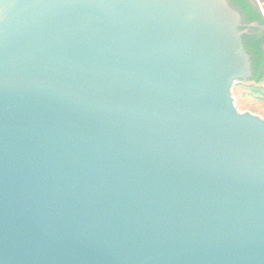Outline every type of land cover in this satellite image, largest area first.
<instances>
[{
  "label": "water",
  "instance_id": "1",
  "mask_svg": "<svg viewBox=\"0 0 264 264\" xmlns=\"http://www.w3.org/2000/svg\"><path fill=\"white\" fill-rule=\"evenodd\" d=\"M242 24L228 0H0V264H264Z\"/></svg>",
  "mask_w": 264,
  "mask_h": 264
},
{
  "label": "trees",
  "instance_id": "2",
  "mask_svg": "<svg viewBox=\"0 0 264 264\" xmlns=\"http://www.w3.org/2000/svg\"><path fill=\"white\" fill-rule=\"evenodd\" d=\"M242 16V22H259L264 24V18L253 0H228ZM242 29V27H241ZM244 48L250 56L253 77L251 81L260 82L264 78V34L261 37L247 38L242 35Z\"/></svg>",
  "mask_w": 264,
  "mask_h": 264
},
{
  "label": "rangeland",
  "instance_id": "3",
  "mask_svg": "<svg viewBox=\"0 0 264 264\" xmlns=\"http://www.w3.org/2000/svg\"><path fill=\"white\" fill-rule=\"evenodd\" d=\"M264 18V0H254ZM233 95L239 110H249L264 117V81H245L234 85Z\"/></svg>",
  "mask_w": 264,
  "mask_h": 264
},
{
  "label": "flooded vegetation",
  "instance_id": "4",
  "mask_svg": "<svg viewBox=\"0 0 264 264\" xmlns=\"http://www.w3.org/2000/svg\"><path fill=\"white\" fill-rule=\"evenodd\" d=\"M242 29L246 30L245 34L248 39H252L254 37H261L264 34V28L261 25H253V22H242ZM259 23V22H258ZM260 24V23H259ZM264 49V45H263Z\"/></svg>",
  "mask_w": 264,
  "mask_h": 264
}]
</instances>
